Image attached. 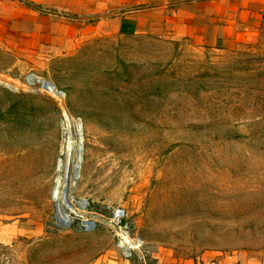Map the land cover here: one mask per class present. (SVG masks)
Listing matches in <instances>:
<instances>
[{"label":"rangeland","instance_id":"374dc122","mask_svg":"<svg viewBox=\"0 0 264 264\" xmlns=\"http://www.w3.org/2000/svg\"><path fill=\"white\" fill-rule=\"evenodd\" d=\"M125 243L137 262L264 264V23L223 51L144 34L0 47V264Z\"/></svg>","mask_w":264,"mask_h":264},{"label":"crops","instance_id":"0c3cea01","mask_svg":"<svg viewBox=\"0 0 264 264\" xmlns=\"http://www.w3.org/2000/svg\"><path fill=\"white\" fill-rule=\"evenodd\" d=\"M263 23L264 0H0V47L31 56L96 37L144 34L223 51L259 36ZM89 264L185 263L168 255L137 262L113 251Z\"/></svg>","mask_w":264,"mask_h":264},{"label":"water","instance_id":"95a60500","mask_svg":"<svg viewBox=\"0 0 264 264\" xmlns=\"http://www.w3.org/2000/svg\"><path fill=\"white\" fill-rule=\"evenodd\" d=\"M46 90H49L50 88H53L51 83L44 82ZM78 129L80 130V127L78 126ZM78 142L80 144V140L78 139ZM69 169H70V164L67 162L66 164V173H65V178H64V186L62 189V202L66 208H68V202H67V192H68V187H69V181H70V175H69ZM62 213L66 216L65 210L62 208Z\"/></svg>","mask_w":264,"mask_h":264},{"label":"built area","instance_id":"2783aa9c","mask_svg":"<svg viewBox=\"0 0 264 264\" xmlns=\"http://www.w3.org/2000/svg\"><path fill=\"white\" fill-rule=\"evenodd\" d=\"M49 91V90H48ZM50 92V91H49ZM55 93V91H54ZM120 216L118 214H116V218H119ZM127 245L126 243L124 245H119L120 248H121V255L127 259H129V256H130V252L128 253V251L130 250L129 247L125 246Z\"/></svg>","mask_w":264,"mask_h":264},{"label":"bare ground","instance_id":"6f19581e","mask_svg":"<svg viewBox=\"0 0 264 264\" xmlns=\"http://www.w3.org/2000/svg\"><path fill=\"white\" fill-rule=\"evenodd\" d=\"M50 90V89H49ZM126 243H128V241H126Z\"/></svg>","mask_w":264,"mask_h":264}]
</instances>
